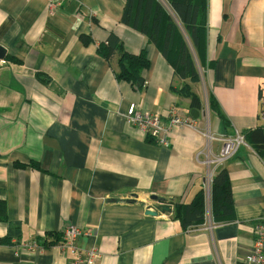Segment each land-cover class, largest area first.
<instances>
[{
	"label": "crops",
	"instance_id": "crops-1",
	"mask_svg": "<svg viewBox=\"0 0 264 264\" xmlns=\"http://www.w3.org/2000/svg\"><path fill=\"white\" fill-rule=\"evenodd\" d=\"M126 1L65 2L51 12L48 0H0V200L9 220L0 222V264H73L78 252L62 247L70 226L84 232L78 251L101 252L95 264H247L264 221V159L247 144L222 165L203 162L221 155L226 137L264 126V0H208V93L229 125L205 103L192 118L177 92L185 81L122 22ZM111 34L126 52H146L142 88L118 80L117 58L98 53ZM131 105L164 123L175 110L195 127L161 145L127 123ZM222 166L232 219L209 216L185 230L159 210L192 202Z\"/></svg>",
	"mask_w": 264,
	"mask_h": 264
},
{
	"label": "trees",
	"instance_id": "trees-1",
	"mask_svg": "<svg viewBox=\"0 0 264 264\" xmlns=\"http://www.w3.org/2000/svg\"><path fill=\"white\" fill-rule=\"evenodd\" d=\"M207 14L208 0H127L122 15L124 24L148 37L149 41L162 51L174 67L175 73L185 81V85L177 90L178 94L189 99L191 109L197 110L203 109L202 99L189 84L199 83L200 75L186 35L198 58L203 61L207 44L205 42ZM81 39L86 45L92 42L89 37L83 36ZM98 53L107 61L117 58L118 80L126 81L138 89L145 85L143 72L150 68L145 51L139 55H132L125 51L122 41L111 34L107 42L98 46ZM208 100L210 111L229 125L212 94H209ZM243 136L247 144L264 159V126L250 130ZM30 165L38 167L34 162ZM159 210L168 213L172 220L179 221L185 230L204 223L209 216L216 223L227 222L234 215V197L228 169L222 166L216 171L209 197L205 188L192 202H166ZM0 222H9L7 203L1 200Z\"/></svg>",
	"mask_w": 264,
	"mask_h": 264
},
{
	"label": "built area",
	"instance_id": "built-area-1",
	"mask_svg": "<svg viewBox=\"0 0 264 264\" xmlns=\"http://www.w3.org/2000/svg\"><path fill=\"white\" fill-rule=\"evenodd\" d=\"M65 2L81 3L82 0H48L49 9L51 12L56 11ZM264 102V97L262 99ZM264 104V103H263ZM264 121V113H263ZM127 123L137 127L143 134L154 138L161 145H168L171 134L182 127H195L194 121L183 118L177 114L175 110L170 113L169 120L164 123L160 114L140 113L136 105H131L126 115ZM224 147L221 155L218 158H212L207 155L206 160L203 162L208 166L222 165L230 157L234 156L242 145H247V142L241 133H236L235 137H226ZM212 179L206 182V191L209 197V191ZM63 235V248H70L73 252H78L79 257L73 264H95L101 257V252L98 249H91L85 252H80L76 249L74 243L78 237L84 232L76 226L66 227L61 231ZM256 239L251 254L247 257V264H264V221L258 223L255 229ZM35 245H33L34 247Z\"/></svg>",
	"mask_w": 264,
	"mask_h": 264
},
{
	"label": "rangeland",
	"instance_id": "rangeland-1",
	"mask_svg": "<svg viewBox=\"0 0 264 264\" xmlns=\"http://www.w3.org/2000/svg\"><path fill=\"white\" fill-rule=\"evenodd\" d=\"M186 40H187V43L189 44V48H190L192 57L195 60L197 70H198V73L200 75V82L199 83L190 82L189 85H191L192 88L198 93V95H200L201 99H203L202 104L205 103V106H206L207 104L209 105V101H208V96H209L208 89L209 88L207 86V79H208V72H209L208 69L210 68V62L211 61H209V59L207 58L206 53H204L203 61H200V59L198 58L197 53L195 52V49H194V47H193V45H192V43L189 40L187 35H186ZM205 48L207 50V44H206ZM183 85H185V83L182 84L180 89L183 87ZM185 99H187V98H185ZM187 100H189V99H187Z\"/></svg>",
	"mask_w": 264,
	"mask_h": 264
},
{
	"label": "water",
	"instance_id": "water-1",
	"mask_svg": "<svg viewBox=\"0 0 264 264\" xmlns=\"http://www.w3.org/2000/svg\"><path fill=\"white\" fill-rule=\"evenodd\" d=\"M5 57H6V50L3 47H0V61H4ZM190 115L192 116V118L198 119V117L200 116V112L197 109H191ZM152 199L155 201H160L156 196L152 197ZM147 214L152 216H157L158 212H156L155 210L154 211L148 210Z\"/></svg>",
	"mask_w": 264,
	"mask_h": 264
}]
</instances>
